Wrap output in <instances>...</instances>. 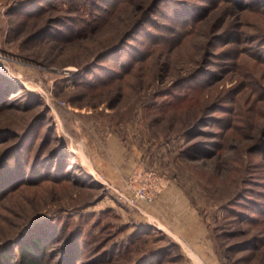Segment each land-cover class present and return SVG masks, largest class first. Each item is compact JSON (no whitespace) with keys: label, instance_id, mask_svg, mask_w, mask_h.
<instances>
[{"label":"rangeland","instance_id":"374dc122","mask_svg":"<svg viewBox=\"0 0 264 264\" xmlns=\"http://www.w3.org/2000/svg\"><path fill=\"white\" fill-rule=\"evenodd\" d=\"M0 93L7 264H264V0H0Z\"/></svg>","mask_w":264,"mask_h":264},{"label":"built area","instance_id":"2783aa9c","mask_svg":"<svg viewBox=\"0 0 264 264\" xmlns=\"http://www.w3.org/2000/svg\"><path fill=\"white\" fill-rule=\"evenodd\" d=\"M125 183L131 192L127 197V202L131 205L138 201H152L166 185L163 177L142 168L135 169L125 179Z\"/></svg>","mask_w":264,"mask_h":264},{"label":"trees","instance_id":"16d2710c","mask_svg":"<svg viewBox=\"0 0 264 264\" xmlns=\"http://www.w3.org/2000/svg\"><path fill=\"white\" fill-rule=\"evenodd\" d=\"M0 102H1V99H0ZM17 175L20 176V173H17ZM0 179H1L0 180V188H2V186H4L6 183L12 182L11 178L8 175H6ZM17 181L21 182V179H19ZM7 185H9V184H7ZM43 242H45V240H43V238L35 236V237L30 238L28 242H26L24 244H20L18 246L19 259H18V261L16 260V263L20 262V264H41V261H36V260L40 256L41 257L44 256L45 246H44ZM13 257H14V255L12 253H10V255H8V256H5L4 254H1V252H0V264H7L10 262L9 260L13 261ZM37 262H39V263H37Z\"/></svg>","mask_w":264,"mask_h":264}]
</instances>
